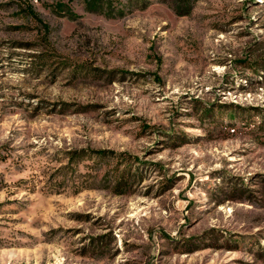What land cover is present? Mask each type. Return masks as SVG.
I'll use <instances>...</instances> for the list:
<instances>
[{"label":"rangeland","instance_id":"374dc122","mask_svg":"<svg viewBox=\"0 0 264 264\" xmlns=\"http://www.w3.org/2000/svg\"><path fill=\"white\" fill-rule=\"evenodd\" d=\"M0 264H264V0H0Z\"/></svg>","mask_w":264,"mask_h":264},{"label":"trees","instance_id":"16d2710c","mask_svg":"<svg viewBox=\"0 0 264 264\" xmlns=\"http://www.w3.org/2000/svg\"><path fill=\"white\" fill-rule=\"evenodd\" d=\"M103 154H105V153H103ZM119 185H121V183H119Z\"/></svg>","mask_w":264,"mask_h":264}]
</instances>
